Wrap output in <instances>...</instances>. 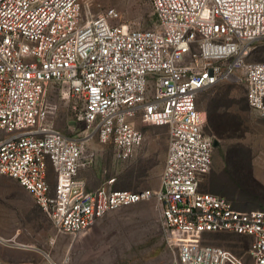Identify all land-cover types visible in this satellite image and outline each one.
<instances>
[{
  "label": "built area",
  "instance_id": "1",
  "mask_svg": "<svg viewBox=\"0 0 264 264\" xmlns=\"http://www.w3.org/2000/svg\"><path fill=\"white\" fill-rule=\"evenodd\" d=\"M148 1L153 25L131 29L111 23L112 9L88 15L81 0H0V175L26 189L58 233L74 238L105 213L152 198L173 264H244L205 243L206 232L248 237V264H264V207L240 210L200 188L215 137L196 103L203 89L240 81L264 115V60L248 59L264 37V0ZM50 85L72 99L77 135L48 121ZM136 119L166 127L157 187L115 189L110 177L88 189L86 143H109L125 160L143 140Z\"/></svg>",
  "mask_w": 264,
  "mask_h": 264
},
{
  "label": "rangeland",
  "instance_id": "2",
  "mask_svg": "<svg viewBox=\"0 0 264 264\" xmlns=\"http://www.w3.org/2000/svg\"><path fill=\"white\" fill-rule=\"evenodd\" d=\"M81 2L88 15L112 9L111 23L125 24L131 29H146L154 22L148 0ZM248 59L264 60V37L253 42ZM62 90L61 86L48 87L47 101L55 105L48 121L65 134L75 136L83 124L75 119L72 99L64 98ZM196 103L205 111L209 107L216 110L221 132L214 134L218 144L213 148L212 165L200 188L224 195L240 210L264 207V115L249 106L245 84L219 81L200 91ZM134 124L142 132L143 140L125 160L114 159L109 143L96 138L86 143L87 151L94 153V161L86 168L91 187L105 183L110 177L115 178L112 185L115 189L135 191L157 187L167 146L166 127L139 119ZM205 131L213 132L208 126ZM84 232H87L85 242L68 251L67 264H173L174 253L163 239L161 207L152 198L109 211ZM57 235L60 234L32 195L15 179L0 175V238L5 243L35 242L51 246ZM61 237L69 243L73 238L68 234ZM202 239L248 264V237L206 232Z\"/></svg>",
  "mask_w": 264,
  "mask_h": 264
},
{
  "label": "crops",
  "instance_id": "3",
  "mask_svg": "<svg viewBox=\"0 0 264 264\" xmlns=\"http://www.w3.org/2000/svg\"><path fill=\"white\" fill-rule=\"evenodd\" d=\"M86 172V173H85ZM82 173V175H81ZM85 173V175H83ZM88 171L85 169L80 172V176L86 181L87 188L93 189L88 184ZM107 180H105L106 182ZM57 238L53 241V245L45 246L35 242H4L0 238V264H67V253L74 247H78L85 242L87 232L80 233L72 238L71 242L65 241L58 233Z\"/></svg>",
  "mask_w": 264,
  "mask_h": 264
},
{
  "label": "trees",
  "instance_id": "4",
  "mask_svg": "<svg viewBox=\"0 0 264 264\" xmlns=\"http://www.w3.org/2000/svg\"><path fill=\"white\" fill-rule=\"evenodd\" d=\"M206 116H207V123L205 125V128L207 126L210 127L211 130L213 131L210 133H212L213 135L214 134H217V135L221 134L220 130L218 129V124H217L218 123V118H217L218 114H217L216 110L212 107L207 108Z\"/></svg>",
  "mask_w": 264,
  "mask_h": 264
},
{
  "label": "water",
  "instance_id": "5",
  "mask_svg": "<svg viewBox=\"0 0 264 264\" xmlns=\"http://www.w3.org/2000/svg\"><path fill=\"white\" fill-rule=\"evenodd\" d=\"M218 144V140L215 138L214 140H213V146H216Z\"/></svg>",
  "mask_w": 264,
  "mask_h": 264
}]
</instances>
